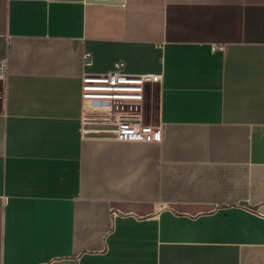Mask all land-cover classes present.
<instances>
[{"label":"crops","instance_id":"obj_1","mask_svg":"<svg viewBox=\"0 0 264 264\" xmlns=\"http://www.w3.org/2000/svg\"><path fill=\"white\" fill-rule=\"evenodd\" d=\"M2 60L0 264H264V0H0ZM117 60L160 140L87 135Z\"/></svg>","mask_w":264,"mask_h":264},{"label":"built area","instance_id":"obj_2","mask_svg":"<svg viewBox=\"0 0 264 264\" xmlns=\"http://www.w3.org/2000/svg\"><path fill=\"white\" fill-rule=\"evenodd\" d=\"M93 63L91 53L84 51L82 65ZM5 63L0 61V77H4ZM153 73H128L123 60H117L113 68L101 74L84 71L82 76L83 99L91 112L99 114L103 121L92 125H108L102 130L114 133L113 139L124 141L160 140L161 130L143 123V103L147 86L158 80ZM126 114V116H122ZM94 131V129H86ZM97 131V130H96Z\"/></svg>","mask_w":264,"mask_h":264},{"label":"rangeland","instance_id":"obj_3","mask_svg":"<svg viewBox=\"0 0 264 264\" xmlns=\"http://www.w3.org/2000/svg\"><path fill=\"white\" fill-rule=\"evenodd\" d=\"M148 90L149 89H146L145 98H146V94H147ZM152 108H153V99L151 100V98H150V99L147 100V105H146V109H145L146 111L145 112H147V114H148V112L152 111ZM122 116H126V114H122ZM103 120H104V118H102L99 114H97L95 112H91V113H89L87 121H88V123L90 122L91 124H94V123L101 122Z\"/></svg>","mask_w":264,"mask_h":264},{"label":"water","instance_id":"obj_4","mask_svg":"<svg viewBox=\"0 0 264 264\" xmlns=\"http://www.w3.org/2000/svg\"><path fill=\"white\" fill-rule=\"evenodd\" d=\"M95 127L93 129L97 131H87V135L89 136H95V137H114V133H106L102 130L110 129L108 125H94ZM88 129H91V127H87Z\"/></svg>","mask_w":264,"mask_h":264}]
</instances>
